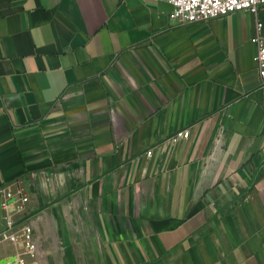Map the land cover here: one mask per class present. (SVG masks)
Returning a JSON list of instances; mask_svg holds the SVG:
<instances>
[{"label": "crops", "instance_id": "1", "mask_svg": "<svg viewBox=\"0 0 264 264\" xmlns=\"http://www.w3.org/2000/svg\"><path fill=\"white\" fill-rule=\"evenodd\" d=\"M171 9L0 0V262L264 264V4Z\"/></svg>", "mask_w": 264, "mask_h": 264}, {"label": "built area", "instance_id": "2", "mask_svg": "<svg viewBox=\"0 0 264 264\" xmlns=\"http://www.w3.org/2000/svg\"><path fill=\"white\" fill-rule=\"evenodd\" d=\"M165 1L172 6L168 16L170 19L177 20L179 22H193L200 20H207L212 17L225 15L231 12L240 10H249L256 14L258 7L264 4V0H155ZM262 23L259 19L255 25V35L251 38L257 45L256 60L258 65V75L260 83L264 84V36L260 34ZM189 134L188 129L180 130L172 135V139L175 140L180 137H187ZM147 154H151V150L146 151ZM10 192H5V196H10ZM23 200L26 197H22ZM7 203H3L4 207H7ZM6 228L0 231V239L8 238L11 241L16 240L14 232L9 231L13 226V222L7 221ZM23 237L26 244L29 245L31 238V230L26 227L23 231ZM30 246V245H29ZM0 264H24L21 257H15L12 260H5Z\"/></svg>", "mask_w": 264, "mask_h": 264}, {"label": "water", "instance_id": "3", "mask_svg": "<svg viewBox=\"0 0 264 264\" xmlns=\"http://www.w3.org/2000/svg\"><path fill=\"white\" fill-rule=\"evenodd\" d=\"M1 263V262H0Z\"/></svg>", "mask_w": 264, "mask_h": 264}]
</instances>
